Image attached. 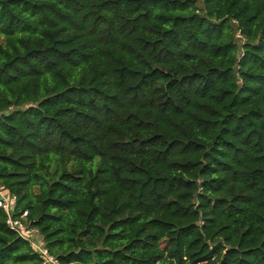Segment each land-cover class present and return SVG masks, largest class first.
Instances as JSON below:
<instances>
[{
	"label": "trees",
	"instance_id": "16d2710c",
	"mask_svg": "<svg viewBox=\"0 0 264 264\" xmlns=\"http://www.w3.org/2000/svg\"><path fill=\"white\" fill-rule=\"evenodd\" d=\"M0 185L60 264H264V0H0Z\"/></svg>",
	"mask_w": 264,
	"mask_h": 264
},
{
	"label": "built area",
	"instance_id": "2783aa9c",
	"mask_svg": "<svg viewBox=\"0 0 264 264\" xmlns=\"http://www.w3.org/2000/svg\"><path fill=\"white\" fill-rule=\"evenodd\" d=\"M16 197L0 185V209L6 214L8 228L27 241L42 258V264H60L49 254L40 236L39 230L30 225L27 211L15 215Z\"/></svg>",
	"mask_w": 264,
	"mask_h": 264
}]
</instances>
